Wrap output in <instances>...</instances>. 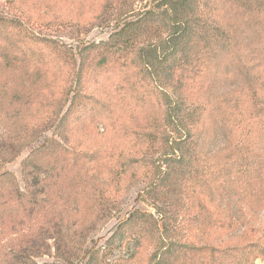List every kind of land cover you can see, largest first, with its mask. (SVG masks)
Returning a JSON list of instances; mask_svg holds the SVG:
<instances>
[{"label": "rangeland", "instance_id": "1", "mask_svg": "<svg viewBox=\"0 0 264 264\" xmlns=\"http://www.w3.org/2000/svg\"><path fill=\"white\" fill-rule=\"evenodd\" d=\"M106 1L0 0V19L18 21L28 36L49 44L47 50L36 47L41 55L35 58V63L21 66L13 75V69L4 74L9 79L13 77L18 92L23 93L16 95L11 86L2 83L6 97L0 96V147H8L1 149L0 175L8 174L12 180L0 187V248L16 252L22 243L36 239L37 250L30 256L34 264H86L92 256L95 264H150L155 256L154 242L142 245L138 236L130 240L121 237L122 227L136 212L149 216L152 227L148 223L145 226L156 229L158 235L163 230L164 213L171 231L167 242L217 248L257 241L264 230V191L237 195L232 185L217 182L218 179L200 184L197 189L201 194L189 184L194 189L192 199L186 200L182 196H177L179 200L161 198L154 189L160 188L167 171L165 160L181 156V152H170L174 140H187L190 135L198 152L217 164L242 156L249 162L263 164L264 137L260 133L253 132L250 136L247 131H238L215 112L208 114L197 129L186 126L182 130L189 120L191 110L187 108L170 119L179 135L169 126L160 131L169 112L161 100L147 97L144 104L128 103L126 98L118 102V112L106 126L95 121L87 124L77 114L58 133V124L69 104L59 114L57 101L73 81L66 78L67 71L61 69L51 48L71 50L76 56L82 47L103 45L125 19L135 20L160 3L113 0L106 4ZM74 58L69 63L70 69H76L79 63L78 57ZM111 74L107 70L106 75L102 73L96 79L100 90L97 94L104 101L117 104L113 101L114 94L121 99V85ZM241 88L239 79L228 68L209 79L199 99L213 106L237 95ZM32 94L33 104L24 106ZM157 125L161 126L160 132L155 129ZM143 133L155 135V141L149 143L137 136ZM50 142L73 153L75 159L63 152H53L55 148ZM41 147L45 149L42 157L24 169L23 161ZM86 153L94 154L91 167ZM78 158L82 161L78 163L82 168L79 177L70 173L73 160ZM130 158L138 160L136 169L122 177L123 164L132 161ZM89 183L82 190L80 186ZM34 198L46 204L40 205L38 211L25 212L28 208L25 206ZM205 210L208 226L202 227L198 215H204ZM70 213L78 214L80 220L76 240L62 233L67 228L64 217ZM51 221H61L62 231H54ZM74 221L75 218L71 220ZM254 264L262 262L258 259Z\"/></svg>", "mask_w": 264, "mask_h": 264}, {"label": "trees", "instance_id": "2", "mask_svg": "<svg viewBox=\"0 0 264 264\" xmlns=\"http://www.w3.org/2000/svg\"><path fill=\"white\" fill-rule=\"evenodd\" d=\"M159 1L154 9L135 20L125 19L121 28L103 45L82 47L76 56L71 50H61L54 46L51 48L53 49L51 52L58 56L61 69L67 71L66 78L69 77L73 81L57 101L59 114L62 113L64 106L69 104L58 124V133L69 126L77 114H80L78 117H82L83 122L87 124L95 121L96 124L102 123L100 124L102 127L106 126L107 121L114 118L116 110L118 112V102L121 103L126 98L128 103L133 101L144 104L147 97L161 100L169 112L166 113L167 121L164 126L160 129L161 126L157 125L155 128L158 131L159 129L164 131L165 126H169L179 135L180 131L171 125L170 119L187 108L188 111L191 110L189 120L185 126L182 125V130L186 129V126L189 129H197L199 124L207 119L208 114L215 112V115H223L232 128L247 131L250 136L253 132H258L264 137V0ZM108 2L113 0H107L106 4H109ZM36 47L47 50L49 44L28 36L18 21L0 19L2 98L6 97L2 83L11 86L16 95L23 93L18 92L13 77L9 79L4 77V74L7 70L13 69L11 71L13 75L21 66H30L35 58L41 55L35 50ZM74 57H78L79 63L76 69H70L69 63L74 61ZM228 68L233 70L239 79L241 91L213 106L205 104L199 97L208 85L209 79L220 76ZM107 70H111L110 76L121 85L119 89L121 99L118 100V97L116 99L114 94L113 101L117 104L104 101L97 94L100 90L96 87L99 83L96 79L98 81L102 73L106 75ZM33 97L34 94L32 98L26 99L24 106L32 105ZM137 136L149 143L156 139L155 135L150 133ZM50 144L55 148L53 152H63L64 155L74 157L73 153H69L58 143ZM172 145L171 154L177 151L181 152V156L179 159L165 160L167 171L160 181V188L154 189V193L161 198L179 200L177 196H182L185 200L192 199L190 196L194 188L197 189L200 184L214 179H218L217 182L222 184L232 185L237 195L244 196L246 192L264 191V163L249 162L243 159L245 158L243 156L233 160L220 162L217 160L218 164L214 163L198 152L190 135L187 140H174ZM7 147L4 145L5 149ZM4 148L0 147V153ZM43 152L45 149L41 147L30 154L23 161L24 169L37 162ZM85 155L90 158L91 167L94 164L92 162L94 154ZM130 160L132 161L123 164L120 174L122 177L127 175L128 171L131 174V171L134 172L136 169L138 160L135 158ZM80 161L81 158L73 160L70 166V173L77 177L82 175V168L78 166ZM10 177L8 174L0 175V187L4 184L9 185L12 180ZM90 184L80 187L85 190ZM189 184L194 188L190 189ZM92 187L93 185L90 188ZM197 191L199 192L198 189ZM44 204L46 202L34 198L25 206L28 207L25 212L29 209L32 212L38 211L40 205ZM206 213L205 210L204 215H198V222L202 227L208 226L204 218ZM77 215L70 213L64 217L66 233L61 229L59 223L61 221H51L50 225L53 223L54 231H62L70 239L76 240L78 237L76 229L80 226ZM162 215L164 222L161 235H158L156 229L151 228L149 216L137 212L133 213L122 227L123 239L130 240L138 236L142 245L154 242L155 256L150 264H254L258 259L264 264V230L257 241L243 245L217 248L190 243L181 245L172 241L167 242V235L171 231L165 223V214ZM74 218L75 221L72 223L71 220ZM147 223L151 227L147 228L145 226ZM219 226L221 228L220 223ZM36 241L27 240L19 245L16 252H5L0 248V264H34L30 256L37 250ZM94 259L92 256L86 264H95Z\"/></svg>", "mask_w": 264, "mask_h": 264}]
</instances>
